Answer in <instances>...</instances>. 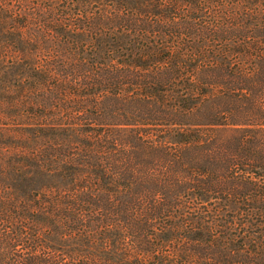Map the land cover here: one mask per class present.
<instances>
[{"label": "trees", "instance_id": "16d2710c", "mask_svg": "<svg viewBox=\"0 0 264 264\" xmlns=\"http://www.w3.org/2000/svg\"><path fill=\"white\" fill-rule=\"evenodd\" d=\"M5 4L0 264H264V0Z\"/></svg>", "mask_w": 264, "mask_h": 264}, {"label": "rangeland", "instance_id": "374dc122", "mask_svg": "<svg viewBox=\"0 0 264 264\" xmlns=\"http://www.w3.org/2000/svg\"><path fill=\"white\" fill-rule=\"evenodd\" d=\"M4 1L6 3L5 6L9 7L11 12L19 14L18 12H21L22 10L32 11L35 8L34 4L38 3L40 0ZM58 1L59 0H44V3H50L53 5V8L56 9L59 5ZM83 7H85V3L83 4ZM28 18V22L24 20L25 27H22L21 29L29 30L31 34L38 33L37 31L38 28L42 26V21L32 17V14H29ZM37 41L38 45L35 51L31 48V50H33L31 52L34 60H40V62H42L51 58L50 56L54 55V52L51 50H48L47 52L46 49L40 48L41 42L40 40ZM4 45V43H0V57L10 56L12 50L11 47L6 50ZM12 74H14V72L10 71L7 65L0 64V159H12L14 156L12 157L10 155L15 154H17L18 157H21L27 150H31V147H29L28 144L30 141L28 133L31 131L30 128H32V126H30L29 122L33 121L35 117L34 115L28 116L20 104V100L16 98L20 93L17 85L27 83V80L22 79V77L15 79Z\"/></svg>", "mask_w": 264, "mask_h": 264}]
</instances>
